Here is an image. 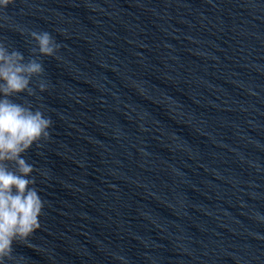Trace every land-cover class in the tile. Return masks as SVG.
Instances as JSON below:
<instances>
[{
	"label": "clouds",
	"instance_id": "clouds-1",
	"mask_svg": "<svg viewBox=\"0 0 264 264\" xmlns=\"http://www.w3.org/2000/svg\"><path fill=\"white\" fill-rule=\"evenodd\" d=\"M13 0H0V9L6 8ZM35 41L32 58L11 50L0 42V264L11 258L13 243H26L28 238L40 227L44 202L30 178L33 166L22 158V154L33 144L49 138L50 118L42 111L14 103L8 97L27 93L34 94L30 86L33 78H40L44 67L41 56H55L60 45L48 32L31 31ZM40 91L46 89L42 81ZM8 163L16 165L12 171Z\"/></svg>",
	"mask_w": 264,
	"mask_h": 264
}]
</instances>
